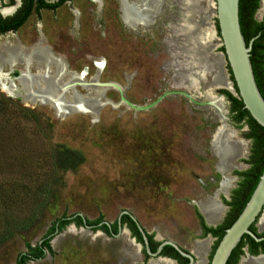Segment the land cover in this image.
<instances>
[{
	"label": "rangeland",
	"instance_id": "1",
	"mask_svg": "<svg viewBox=\"0 0 264 264\" xmlns=\"http://www.w3.org/2000/svg\"><path fill=\"white\" fill-rule=\"evenodd\" d=\"M148 1L158 3L155 15L134 26L123 19L122 0H66L55 11L33 12L15 33L0 36V83L19 87L26 69L4 64L11 52L29 58L42 47L62 62L63 86L74 73L86 83L97 77L99 83L117 84L136 106L168 92L190 97L170 95L147 111H134L112 88L98 96L79 85L75 91L82 98H102L95 116L84 111L59 115L0 88V264H16L27 246L40 243L62 217L80 214L112 225L123 211L154 242H174L195 256V264H209L215 240L201 237L198 216L205 219L199 204H221L237 190L235 174L252 168L253 144L220 94L227 89L215 86L218 79L229 80L214 0ZM8 3L0 0V11L11 8ZM30 62L33 75L47 69L51 77L57 73L55 66H39L36 58ZM65 93L67 100L73 95ZM214 98L221 99L223 119ZM222 124L234 133L233 142L245 144L244 154L224 172L214 142ZM62 149L79 153L82 160L59 158ZM225 179L231 180L226 191ZM222 212L209 227L225 220L229 211ZM258 226L256 221V231L264 233ZM204 242V249L197 247ZM50 247L42 260L27 264H176L145 258L126 226L113 238L70 224L52 237ZM248 259L245 252L238 264Z\"/></svg>",
	"mask_w": 264,
	"mask_h": 264
},
{
	"label": "trees",
	"instance_id": "2",
	"mask_svg": "<svg viewBox=\"0 0 264 264\" xmlns=\"http://www.w3.org/2000/svg\"><path fill=\"white\" fill-rule=\"evenodd\" d=\"M65 2L66 0H58L57 2H54V3H47L44 0H21V7L16 11L13 17L2 18L0 16V35H5L7 33H15L21 26L24 25V23L27 21V19L30 17V15L33 12L35 13V15H38L42 10L55 11L59 7H61ZM13 4H14V0H9V5H13ZM244 4H245V0H239V24H240L241 33L247 45L249 40L253 38L254 36H256L258 32L257 30L248 31L245 28L246 20H245ZM215 28L217 31V36L219 37V32H218L216 21H215ZM220 52L223 53L222 47L220 48ZM250 62H251L256 86L262 98L264 99V83L261 82L263 81V78H261V76H259L257 73V67L259 64V56L253 50L250 53ZM226 69L229 74V79L233 82L228 66H226ZM233 86L236 91L234 84ZM220 94L224 96L227 99V101L230 103V112L233 115L234 121L236 123H242L245 126H247L248 134L246 137L252 141V144H253L252 152L254 155V159L250 162L252 164V168L250 170L244 173L235 174L236 176L239 177L240 181H239L237 190L233 191L232 201L230 203L226 202V205L230 206L231 209L229 210V213L225 219V222L216 228H210L205 225L204 221L202 220V217L198 216V219L201 223L204 233L210 234L216 238V241H215V244L212 250V255L224 234V230L229 228L231 224L239 216L245 204L249 200L251 194L253 193L254 189L256 188L259 178L262 172L264 171V130L260 126H258L249 116L248 112L243 109L242 102L239 99L233 97L229 92L225 90H221ZM58 157L64 159L65 161L69 159L75 160V161L82 160V156L79 153L73 152L67 149H62L58 153ZM63 163L65 165L68 162H63ZM67 218H70V219H67ZM85 222H86V225L90 227H95L93 229L100 230L104 232L105 234H107L108 236H110L111 234L116 235L118 233V226L116 222L111 225L110 229H108L104 224H102L103 221L101 219L97 221H93V222L85 220ZM70 224H74L77 227H83V220L78 215H73L70 217H62L58 219L52 226L51 230L49 231L48 236L45 237L41 241V243H38L34 247L27 246V251L19 255L16 264H27L28 262L42 260L45 257L46 253L52 252L51 247H50V242H51L52 237L57 232L64 229L66 226ZM121 225L126 226L127 229L130 231L132 237L135 238L136 241L143 246L141 236L135 224L129 218V216L127 215L122 216ZM254 225L251 226L250 228L251 231L259 238L264 237V233L257 234V231ZM147 237H148L150 250L152 252H155L160 242L159 243L154 242L151 236L149 235H147ZM244 242L249 244L250 253L252 256L259 255L258 248L264 245V242L256 243L250 237L244 236L239 242V244L236 246V248L232 251L226 264H237L238 263L239 257L242 255L241 249H242V246L244 245ZM143 254L145 258H149L145 254L144 250H143ZM160 255L161 257H169L175 260L177 264H188V260L186 258L181 257L170 246L164 247Z\"/></svg>",
	"mask_w": 264,
	"mask_h": 264
},
{
	"label": "water",
	"instance_id": "3",
	"mask_svg": "<svg viewBox=\"0 0 264 264\" xmlns=\"http://www.w3.org/2000/svg\"><path fill=\"white\" fill-rule=\"evenodd\" d=\"M17 4L13 7L12 14L16 11L20 4L19 0H16ZM215 16L214 19L217 23L219 40L221 42V47L223 49V59L226 66H228L233 82L229 79L230 90H225L229 92L233 97L239 99L242 102L243 109L246 110L252 120L264 130V99L262 98L252 71V66L250 62V52L252 47V40L246 45L244 37L241 33L239 24V0H214ZM10 14V15H12ZM9 15V16H10ZM216 30V29H215ZM86 74V72H85ZM236 91L234 89V86ZM101 86H106V88H112L119 93L120 101L125 104L128 108L134 111H147L157 105L162 99L170 95H180L188 99L190 97L185 93L181 92H168L163 96L157 98L151 104L145 106H136L126 100L123 96L122 88L115 83H101ZM75 86H79L76 84ZM209 105H211L209 103ZM264 171L262 172L258 184L251 194L249 200L245 204L239 216L231 224V226L224 230V234L219 241L213 255L211 256L209 264H226L228 258L230 257L232 251L239 244L244 236L250 237L254 242L260 243L264 238L257 237L254 233L250 231V228L259 217L264 213ZM83 220L84 229H92L95 227H90L86 225L85 219L82 215L77 214ZM123 215L129 216V218L135 224L143 243V249L145 254L150 258L161 257V252L164 247H172L181 257L188 260V264H195V256L191 252H186L180 248L177 244L171 241H162L156 248L155 252H152L149 247L147 233L137 222V220L131 216L129 213L123 211L120 213L116 223L118 226V233L116 235L111 234L113 238L118 237L122 232L121 218ZM70 219V218H67ZM207 223V222H206ZM108 229L111 225L107 222H103ZM100 226V225H99ZM41 243V242H40ZM251 258H259L264 255L251 256ZM166 258V257H162ZM171 260V259H170ZM165 261H169L166 260ZM170 262V261H169Z\"/></svg>",
	"mask_w": 264,
	"mask_h": 264
},
{
	"label": "bare ground",
	"instance_id": "4",
	"mask_svg": "<svg viewBox=\"0 0 264 264\" xmlns=\"http://www.w3.org/2000/svg\"><path fill=\"white\" fill-rule=\"evenodd\" d=\"M155 2H150L148 0H136V2L134 0L131 2H126V0H122V13L124 21L128 25L134 26L139 21L141 22V20L143 21L147 19L149 15L151 18L157 11H155L154 8L155 6H158V3L156 4ZM8 13L9 12H5L3 14L6 15ZM35 58L41 66H55L57 69V73L55 74V76L51 77L49 75L48 69L46 71L38 72L36 75L31 74L29 71L30 60ZM3 62L11 69L15 68L18 64L25 63L26 69L25 71L21 72V76L18 79L19 87L12 84L8 85L0 83V88L2 91L12 97L18 96L32 104H35L37 102L39 104L42 103L44 105H48L59 115L84 111V113L86 112L88 114H91L92 116H95L97 110L96 108L99 104L98 102L101 101L102 98L99 101L96 99L89 100L88 98H82L75 91L76 84H81V86L85 87L87 90L90 89L94 91L96 94H98V96L102 95V91L108 89L106 88V86L99 85L101 83L98 82L97 77L93 78L91 82L86 83L84 80L81 81L82 78L78 77L74 73L71 74L70 82L68 84H64L65 86H63V83H61L63 78L62 62L60 60L53 59L46 48H36L31 56L27 59L20 58L17 52H11L7 59H3ZM85 72L86 71L84 70L82 75H86ZM215 86L230 90V84L222 79L216 80ZM67 90L73 92V95L68 100L66 99V94L68 93H65ZM221 104V99H213V106L215 108V111L216 113H218V115L221 116L220 118L223 119L221 114ZM232 136L233 132L228 130V128L224 124H222L221 129H219L215 135V150L219 158V169L221 172H224L228 169L229 163L236 156L238 157V155L244 154V142H233L231 140ZM230 182L231 180H224V191H226V189L229 187ZM200 209L209 223L216 222L217 218H219L221 214V208L218 204H216V202L212 200L205 202L202 206L200 205ZM259 226L260 229L264 228V215L260 219ZM204 246L205 242L200 243L197 247L204 249ZM259 258L260 259L255 258L257 260H245L242 262V264H264V256H261ZM166 263L170 264L169 262Z\"/></svg>",
	"mask_w": 264,
	"mask_h": 264
},
{
	"label": "flooded vegetation",
	"instance_id": "5",
	"mask_svg": "<svg viewBox=\"0 0 264 264\" xmlns=\"http://www.w3.org/2000/svg\"><path fill=\"white\" fill-rule=\"evenodd\" d=\"M20 1V4H19V6L17 7V9H16V11L21 7V0H19ZM66 3V2H65ZM9 4V3H8ZM17 4V2H16V0H14V4L13 5H9V6H12L11 8H8V9H4L5 10V12H9L8 14H6V15H4L3 13H2V11H4V10H1L0 12H1V15H3V16H5V18H10V17H13V15L16 13V11L12 14V12H13V7L15 6ZM60 8V7H59ZM7 10V11H6ZM42 11H45V10H42ZM46 11H48V10H46ZM244 11H245V20H246V26H245V28L248 30V31H255V30H257V35L256 36H254L253 38H251L250 40H252L253 39V41H252V47H251V52H252V50L259 56V64H258V67H257V73H258V75L259 76H261V78H263V81H261V82H263L264 83V0H245V4H244ZM4 12V13H5ZM10 14H12V15H10ZM8 15H10V16H8ZM8 34V33H7ZM0 36H3V35H0ZM250 40H249V42H250ZM248 42V43H249ZM45 49V48H44ZM47 49V48H46ZM48 50V49H47ZM49 51V50H48ZM250 52V53H251ZM50 53V52H49ZM51 54V53H50ZM24 59H27V58H24ZM24 65H26L25 63H23ZM39 65V64H38ZM30 66H31V62H30ZM39 66H41V65H39ZM52 67V66H51ZM30 68V67H29ZM56 68V67H55ZM62 68H63V72H62V74H63V76H64V71H65V68H64V66L62 65ZM101 68V67H100ZM100 68H99V71H100ZM98 71V72H99ZM39 72H41V71H39ZM6 77H7V74H6ZM7 79H8V77H7ZM10 81V80H9ZM13 82V81H12ZM15 83V82H14ZM13 83V84H14ZM15 85V84H14ZM80 86H81V84H79ZM83 87V86H82ZM4 92V91H3ZM5 93V92H4ZM73 93V92H72ZM8 95V94H7ZM10 96V95H9ZM12 97V96H11ZM15 98H16V96H14ZM14 97H12V98H14ZM18 97V96H17ZM245 126V125H244ZM247 127V126H246ZM234 134V133H233ZM216 154V153H215ZM217 156V155H216ZM223 181V180H222ZM225 196H227V195H225ZM232 196H233V191L232 192H230V194H229V198H227L226 200L225 199H222V203L221 204H219L218 203V201H216L218 204H219V206L221 207V214H220V216H219V218H217V220L218 219H220V217L222 216V210H223V208L225 209H228V211L231 209V207L230 206H228V205H226V202H228V203H230L231 201H232ZM202 202H205V200L204 201H201V203ZM200 203V204H201ZM216 203V204H217ZM200 204H199V206H200ZM225 206H223V205ZM197 206H198V204H197ZM198 206V207H199ZM199 209H200V207H199ZM263 211H264V207H263ZM200 212H201V214L203 215V217H204V219H205V221H204V223H205V225L207 226V227H209L208 225H210V224H213V223H209L208 222V220H207V218L205 217V215L203 214V212L201 211V209H200ZM264 215V214H263ZM262 215V216H263ZM262 216L260 217V219L262 218ZM226 219V218H225ZM260 219H258V224H259V222H260ZM216 220V221H217ZM207 222V223H206ZM225 222V220L223 221V222H221V224H219V225H222L223 223ZM215 223V222H214ZM256 223V222H255ZM219 225H217L216 227H218ZM254 225V224H253ZM255 226V225H254ZM199 227H200V230H201V237H208V236H210L211 238H213L215 241H216V238L215 237H213L212 235H210V234H206V233H204V230H203V228H202V226H201V223H200V221H199ZM216 227H210V228H216ZM259 228H260V226H258ZM122 228H123V226H122ZM250 231H251V229H250ZM252 232V231H251ZM253 233V232H252ZM257 234H259L258 232H257ZM261 238H264V237H261ZM246 242V241H245ZM244 242V245L242 246V249H241V251H242V255H244L245 254V252H247V254L248 255H251V253H250V246H249V244H247V243H245ZM262 242H264V240L262 241ZM183 249V248H182ZM144 250V249H143ZM184 251H186V252H189V251H187V250H185V249H183ZM258 252H259V255L260 254H264V245H262V247H259L258 248ZM242 255L239 257V261H240V258L242 257ZM252 256V255H251ZM167 259H171V258H169V257H166ZM253 259H255V258H252L251 260H253ZM172 261H174L176 264H177V262L175 261V260H173V259H171ZM239 261H238V263H239ZM242 262H243V260H242ZM242 262L240 263V264H242ZM237 263V264H238Z\"/></svg>",
	"mask_w": 264,
	"mask_h": 264
}]
</instances>
